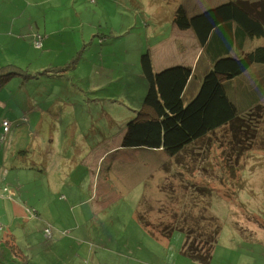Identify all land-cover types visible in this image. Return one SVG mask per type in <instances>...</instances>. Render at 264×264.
Listing matches in <instances>:
<instances>
[{
  "label": "rangeland",
  "instance_id": "1",
  "mask_svg": "<svg viewBox=\"0 0 264 264\" xmlns=\"http://www.w3.org/2000/svg\"><path fill=\"white\" fill-rule=\"evenodd\" d=\"M225 1L0 0V13L16 16L8 20L13 29L6 35L9 38H0V81L4 76L11 77L1 85L4 90L0 92V122L5 118L12 124L29 123V127L36 129L31 135L45 140L47 135L55 136L53 128L49 129L53 124L78 123L81 128V123H108L109 119L121 122L128 115L134 116L130 111L140 110L147 91V85L139 79L143 53L148 50L158 64L180 61L196 66L201 59L193 34L173 26L178 6L185 7L190 15ZM36 39L39 47L34 46ZM11 41L16 45H11ZM257 49V53H252ZM261 51L264 40L249 41L245 52L252 58L248 63L264 62ZM253 71L255 67L248 74ZM241 77L243 80L247 76ZM21 85L27 88L30 99ZM3 102H6L4 109ZM15 108L20 112L17 117L13 115ZM234 123L233 127H223L189 145L179 154L177 164L174 159L153 151L147 157L141 152L131 153L133 159L128 156L131 161L120 154L118 164L143 181L146 192L142 198L146 199L143 212L148 220L173 213L183 216L190 211L197 221L211 217L214 227L217 223L220 232L211 264H264V102L246 110ZM21 126L16 132L28 131V127ZM66 131L60 129V138ZM138 156L146 159H137ZM87 161L94 165L90 158ZM12 162L9 156L6 164ZM21 172L14 182L26 208L41 209L43 218L55 221L58 227L64 226L62 220L69 219L64 206L60 209L58 204L49 203L41 208L33 192L35 186L37 190L40 188L39 183L28 172ZM13 178L0 176V183L7 180L6 184H0L2 220H8L12 204L19 200L12 193L15 187L10 186ZM137 193L134 189L129 200L119 201L108 209L109 220L121 222L128 212L127 203ZM65 228L59 230L65 233ZM84 233H69L65 244L74 247L69 250L67 245L70 252L63 255L64 263L79 248L73 238ZM107 233L115 235L116 229ZM127 234L130 241H116L113 247L133 245L130 264H197L179 255L184 242L181 233H174L166 244L144 234L135 235L129 229ZM58 237L54 233V239ZM139 249L142 250L138 255ZM126 250L130 251L128 247ZM125 252L112 258L122 257L125 261ZM14 258L11 261L7 258L6 264H18ZM51 259L58 262L57 257ZM101 260L106 257L103 255Z\"/></svg>",
  "mask_w": 264,
  "mask_h": 264
},
{
  "label": "crops",
  "instance_id": "2",
  "mask_svg": "<svg viewBox=\"0 0 264 264\" xmlns=\"http://www.w3.org/2000/svg\"><path fill=\"white\" fill-rule=\"evenodd\" d=\"M15 17V13H0V38L5 37L4 40L9 38L6 35L11 34L13 29L12 23L8 20L15 19ZM9 43L13 46L16 45L14 41ZM155 61V58L152 59L155 71L173 65H189L180 61L160 64ZM190 67L195 69V76L186 89L185 95L188 97L197 93L204 73L209 70L206 61ZM139 79L141 82L144 81L140 65ZM5 103H2L3 109L6 107ZM7 103L10 102L7 101ZM13 115L14 117L20 115L17 108L14 109ZM5 120L3 118L2 121ZM2 121L0 122V176L12 175L14 177L9 182L12 188L15 187V191L12 193L19 200L12 204V215L9 216L8 220L0 219V263L2 261V264H6L7 258L10 257L9 261H11L15 257L14 259L19 262L18 264H130L133 262L131 252L133 245L127 243L125 246L113 247V244L117 243L116 241H130L127 234L128 229L135 235L144 234L147 238L150 236L155 242L161 244H166L167 240L169 242L174 233H181L174 232L169 238H165L159 231L151 227H143L137 221L135 212L146 193L144 184L143 181L135 179L130 169L120 166L118 159L120 158L119 155L122 154L127 155L125 159L131 161L133 159L131 153L137 155L143 153V156L147 157L151 151L119 148L126 123L112 122L109 119L108 123H90L85 131L80 130L78 123H67L65 126L53 124L49 129L53 128L55 136L47 135L45 140L31 135L36 129L33 130V126L32 128L29 127V123H15L10 133L11 136L1 141L4 130ZM9 124L11 127L12 123ZM95 124L101 126L95 127ZM17 125L28 127V131L16 132ZM64 128L67 131L64 137L60 138L59 131ZM113 139H116V143L119 144L115 143V146H110L113 144ZM20 150H22L21 153ZM156 153L160 154L161 152L157 151ZM9 156L13 158V162L6 164ZM89 158L94 165L89 164L87 161ZM136 158L146 159L139 156ZM21 170L28 172L34 181L39 183L40 188L37 190L38 186H35L33 192L38 197L37 202L41 208H45L49 203L58 204L60 209L64 206L69 217V219L62 220L65 221L64 226L58 227L55 221L43 218L41 209L39 211L36 206L34 211L26 208V202L21 195H18L17 184L14 182L15 176L22 174ZM100 171L102 172L100 173ZM6 182L7 180L4 179L0 184L4 185ZM139 185L141 186L140 189L137 187ZM134 189H137L139 193L135 194L127 203L128 212L123 216L122 221L119 223L110 221L108 209L114 208L119 201L129 200ZM62 197L64 199H61ZM104 213L106 215H102ZM85 214H88L89 217ZM155 218L151 221L157 220L158 216ZM27 227H30L29 231H26ZM46 228L51 231L49 238L43 234ZM62 228L67 229L65 233L59 230ZM92 228L96 230H92ZM111 229H116L115 235L107 233ZM52 231L59 234V237L54 239ZM76 231L86 232L78 238H73L79 243V248L71 252V259L64 263L63 255L67 256L69 250L74 247L73 244L69 243L67 244L68 250L65 240L70 238L69 233L74 235ZM109 240L114 241L110 242ZM127 247L130 249L129 252L126 250ZM124 250L126 251L125 261L122 260V257L120 260L112 258L116 255L123 256ZM141 250H138V255ZM103 255L106 260H101ZM179 255L188 262H192L183 255L182 248L179 250ZM51 257H57L58 262L53 261Z\"/></svg>",
  "mask_w": 264,
  "mask_h": 264
},
{
  "label": "trees",
  "instance_id": "3",
  "mask_svg": "<svg viewBox=\"0 0 264 264\" xmlns=\"http://www.w3.org/2000/svg\"><path fill=\"white\" fill-rule=\"evenodd\" d=\"M250 1L226 0L190 15L185 7L178 6L173 26L193 34L201 50L199 63L206 61L209 70L204 73L197 93L188 97L185 93L195 69L173 65L155 71L151 53L148 50L143 53L139 65L147 91L140 110L130 111L134 116L128 115L121 121L126 123L121 147L160 151L177 164L179 154L189 145L223 127H233L242 113L264 102V62L248 63L252 56L245 52L249 41L264 40V0ZM252 67L255 71L248 74ZM244 74L247 77L242 80ZM10 79L3 77L0 92L4 90L1 85ZM21 88L30 99L27 88L22 85ZM89 124L81 123L80 130L85 131ZM13 127L14 123L5 139L11 136ZM145 203L146 199H142L135 212L143 227L154 228L165 238L181 232L183 255L197 264L211 263L220 232L216 222V227L213 226L211 217L197 221L192 212L187 211L183 216L160 215L151 221L144 215Z\"/></svg>",
  "mask_w": 264,
  "mask_h": 264
},
{
  "label": "built area",
  "instance_id": "4",
  "mask_svg": "<svg viewBox=\"0 0 264 264\" xmlns=\"http://www.w3.org/2000/svg\"><path fill=\"white\" fill-rule=\"evenodd\" d=\"M37 46H38V47L40 46L38 41L35 42V47H37ZM3 127H4V131H7V130H8V123H3ZM44 233H45V237H46V238H49L50 235H51L49 229L45 230Z\"/></svg>",
  "mask_w": 264,
  "mask_h": 264
},
{
  "label": "bare ground",
  "instance_id": "5",
  "mask_svg": "<svg viewBox=\"0 0 264 264\" xmlns=\"http://www.w3.org/2000/svg\"><path fill=\"white\" fill-rule=\"evenodd\" d=\"M2 122H3V121H2ZM3 123H10V122H8V121L5 120ZM7 134H8V132L3 130V133H2V135H1V136H2V137H1V141H4V139H5L4 136H6Z\"/></svg>",
  "mask_w": 264,
  "mask_h": 264
},
{
  "label": "clouds",
  "instance_id": "6",
  "mask_svg": "<svg viewBox=\"0 0 264 264\" xmlns=\"http://www.w3.org/2000/svg\"><path fill=\"white\" fill-rule=\"evenodd\" d=\"M10 128V124L8 123V129ZM8 131V130H7Z\"/></svg>",
  "mask_w": 264,
  "mask_h": 264
}]
</instances>
